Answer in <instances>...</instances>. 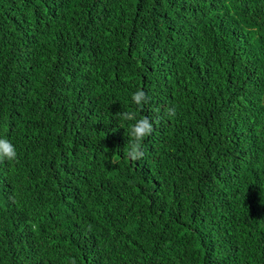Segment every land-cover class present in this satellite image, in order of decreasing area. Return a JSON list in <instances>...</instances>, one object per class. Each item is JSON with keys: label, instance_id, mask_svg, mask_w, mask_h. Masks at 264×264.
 Wrapping results in <instances>:
<instances>
[{"label": "trees", "instance_id": "obj_1", "mask_svg": "<svg viewBox=\"0 0 264 264\" xmlns=\"http://www.w3.org/2000/svg\"><path fill=\"white\" fill-rule=\"evenodd\" d=\"M0 138V264H264V0H0Z\"/></svg>", "mask_w": 264, "mask_h": 264}, {"label": "clouds", "instance_id": "obj_2", "mask_svg": "<svg viewBox=\"0 0 264 264\" xmlns=\"http://www.w3.org/2000/svg\"><path fill=\"white\" fill-rule=\"evenodd\" d=\"M131 99L137 106L148 102V96L142 89H137L133 92ZM165 114L170 116L175 115V108L172 107L165 109ZM116 117L117 119L132 121L130 126L126 129V135L129 139L123 147L125 157L132 161H137L143 158V141L154 131V124L152 120L148 116L137 118L135 112L127 110L118 111L116 113ZM17 158L18 154L14 144L8 139L0 138V162L5 160L12 162L17 160Z\"/></svg>", "mask_w": 264, "mask_h": 264}]
</instances>
